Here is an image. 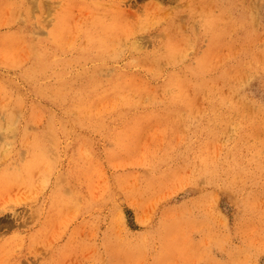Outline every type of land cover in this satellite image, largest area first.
Listing matches in <instances>:
<instances>
[{"label":"rangeland","instance_id":"rangeland-1","mask_svg":"<svg viewBox=\"0 0 264 264\" xmlns=\"http://www.w3.org/2000/svg\"><path fill=\"white\" fill-rule=\"evenodd\" d=\"M86 1L44 19L41 0H0V264H264V0L235 23L124 0L171 19L135 35L138 60L123 35L100 58ZM169 34L199 46L166 61Z\"/></svg>","mask_w":264,"mask_h":264},{"label":"bare ground","instance_id":"bare-ground-1","mask_svg":"<svg viewBox=\"0 0 264 264\" xmlns=\"http://www.w3.org/2000/svg\"><path fill=\"white\" fill-rule=\"evenodd\" d=\"M122 1L124 0L86 1V3L92 2L93 4L92 7H90V10L84 8V12H86V17H84L85 18L84 21L81 20L82 21L81 23H86L85 22L86 18H89L91 20V23L93 24L92 29H85L88 31H84V32L89 36L88 40L89 41L91 40L90 43L96 48L97 52L101 55L100 56L101 59L105 58V59L113 60L116 59V57H118L120 51L119 50L120 45L118 43L120 42L121 36L123 35L125 39V44L127 45L126 52H128L130 57L138 60L139 58H137L136 53L139 50L138 46L140 45L141 41H139L135 35L138 32L140 33L142 31L155 28L157 32L155 33L149 32L148 35L142 36V38L152 39L153 37L162 35V33H164L162 31L168 32L170 28L171 19L168 20L166 15L168 9L164 11L160 6L158 8L157 5L151 2L142 7H138L135 10H130V9H125L124 7L121 6ZM165 1L169 4V8L170 7L187 8V13L189 14L198 13L199 15H203L212 10L218 9L220 10V13L223 12L224 15L228 16V20L230 19V17H232L233 23L237 21V17H235L237 14H242V13L246 14L245 10H247V6H246L247 0H165ZM47 3L48 0L47 1L41 0V10L44 13V19H46L48 10L50 9L48 8L49 5H47ZM126 5H128V7H131L132 3L128 2L126 3ZM54 10H55L56 18H58L59 14L56 10V7L54 8ZM125 12L126 14L128 13L129 16L130 14L139 15L142 13L144 15V18H142L140 21L136 20L135 22L129 19L125 20L123 18L124 17L123 13ZM180 14L177 11H173L172 15L173 17H177V15ZM162 23H164V26L161 28L162 30L160 28H156V27H161ZM84 25H88V24H84ZM215 28H216L215 26H212L211 28L208 29L210 34L213 35L217 32ZM77 31L78 32L81 31L80 27L79 29L77 28ZM245 31H246V27H245ZM51 32L52 30L49 33ZM229 35H231V33H229ZM109 36L112 37L111 40L108 39ZM173 36L174 35L169 34L167 42L163 48V50L166 52L161 54V58L165 59L166 61H169L170 59L173 58L172 52L180 45L188 44L192 48H197L199 46L200 41L198 37L194 36V38L192 37L191 39L189 37L191 36L190 34L188 35L180 34L179 36H174V37ZM246 37L247 35L245 33L242 44L247 43ZM228 41H231V39H228ZM56 43H57L56 40H53L50 42L51 44L50 47H48V41L44 42L45 45H44L42 59L36 61V63L38 62L37 66L39 68H41V66L44 68L49 63L53 62V60L50 59L49 57V51L50 48H52V50L56 49ZM105 54L107 58L104 57ZM145 59H146L145 55H143L142 58H140V61L141 60L145 61ZM31 72H33V70L32 71L26 70L25 73L29 74ZM80 77H81L80 75L74 76V78H80ZM40 149L42 152L38 151V153H36L37 157L38 159L44 160V156L40 154V153H44V149L43 148Z\"/></svg>","mask_w":264,"mask_h":264}]
</instances>
